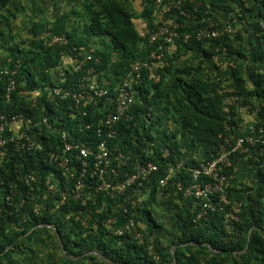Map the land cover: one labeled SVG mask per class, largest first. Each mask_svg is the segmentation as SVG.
<instances>
[{"label":"trees","instance_id":"obj_1","mask_svg":"<svg viewBox=\"0 0 264 264\" xmlns=\"http://www.w3.org/2000/svg\"><path fill=\"white\" fill-rule=\"evenodd\" d=\"M22 1L25 0H0V71L12 68L16 60L20 64L9 103L4 100L7 76L0 75V114L12 111L39 117L50 113L75 136L77 120L66 117L68 104L55 107L46 88L54 83L73 87L86 70L72 73L65 69L59 54L71 47L89 51L94 45L93 56L99 60L96 80L114 88L130 72L132 63L147 60L155 49V44L142 36L132 22L141 19L148 29L156 31L154 0H48V10L41 0V4L32 5L33 15L22 21L25 38L19 31L14 35L12 26L17 15L27 8ZM136 1L141 2L140 12L134 8ZM180 8L185 16L175 10L166 15L180 25L179 38L173 41L174 52L169 53L164 44L158 52L162 56L156 68L159 82H146L143 73V81L134 87L131 119L118 123L116 140L110 144L112 147L115 143L118 151L128 156L127 170L134 164L149 162L159 168L150 183V197L133 210L134 231L140 234V240L133 232L113 236L105 228L111 210H99L100 198L84 206L68 198L56 210L51 200L39 214L29 210L31 202L27 199L18 217L0 214V264H264V166L253 149L247 155H234L227 171L232 174L242 158L254 165L252 186L241 183L228 191L233 200L242 203L240 220L231 236L225 233L222 211L210 212L207 218L196 221L198 206L172 186L177 182L187 188L192 183L189 169L216 152L224 124L238 122L240 108L253 114L264 98V29L259 26L264 25V0H181ZM209 19H227L235 30L217 40H195L193 32ZM184 34L190 35L185 42ZM55 36L64 37L67 44L47 46L45 41ZM17 39L19 43H15ZM222 49L235 68L220 74L224 78L217 81V76L211 75L215 72L211 56ZM53 68L65 70L63 80L53 78ZM224 80L239 97L229 115L222 111L218 90ZM37 91L41 93L38 109L31 110L28 98ZM97 104L83 107L87 116L82 122L102 116V100ZM255 123L264 126V106L255 113ZM93 129L75 138L96 142L95 137L86 134ZM34 136L45 146L44 135ZM51 142L59 144V136L52 135ZM43 161L28 153L14 155L8 174L0 168V178L6 182L13 176V165L42 172ZM176 164H181L180 170L161 189L163 195L156 198L157 181ZM1 190L4 193L3 187ZM152 208L159 209L157 215ZM83 221L85 227L81 225ZM57 250L64 253L57 256Z\"/></svg>","mask_w":264,"mask_h":264},{"label":"built area","instance_id":"obj_2","mask_svg":"<svg viewBox=\"0 0 264 264\" xmlns=\"http://www.w3.org/2000/svg\"><path fill=\"white\" fill-rule=\"evenodd\" d=\"M241 1L245 2V0ZM180 3L181 0H154L153 6L156 16L160 18V25L157 26L156 31L148 29L144 31L151 44L161 42L170 45L174 39L179 38L177 29L180 25L173 19L166 18V15L171 10H175L178 15L185 16ZM245 4L244 7H246ZM262 14L264 15V9ZM259 26L264 29L262 23ZM234 30L227 19H218V21L209 19L204 25L195 29L192 37L197 41H213L222 36L232 35ZM189 38V34L182 36L184 42ZM45 42L47 46L63 47L67 44L64 37L57 36ZM162 44L151 52L150 59L132 63L130 72L125 74L114 88H111L108 83L99 84L96 80L95 66L99 64V60L94 58L93 49L86 51L71 47L66 50L69 57L63 60L64 68L69 65L66 69L72 73L82 72L85 68V76L73 87L64 88L54 83L52 87H47L46 91L55 107L64 103L68 104L66 117L77 120L75 136L65 127L60 126L57 117L51 118L50 113L39 117L12 111L0 114V168H4L3 173L8 174L9 164L14 155L26 153L37 155L45 162L42 172L21 170L13 165V176L6 182V179L0 178V190L3 187L4 192L1 193L2 190L0 192V214H15L18 217L20 212H24L27 199L31 202L29 210L33 214H39L51 200L54 204L53 210H56L68 198L81 201L82 206L87 201L94 203V200L100 198L99 210L115 209L122 219V223L117 224L116 217L111 213L110 218L104 223L105 228L113 236H121L124 231L133 232V236L140 240V234L134 231L133 210L150 197L152 193L150 183L152 177L158 174L159 168L149 162L134 164L130 170H127L128 156L119 152L115 143L112 147L110 144L116 140L118 123L131 119L130 112L135 102L134 87L143 81V73H146V82L152 84L159 82L160 76L156 73V68L162 57L158 53ZM225 55V50L222 49L221 53L211 56V62L215 68V72L211 75H216L217 81L224 78L220 74L229 68H235ZM17 70L18 64L12 70L0 71V75L7 76L8 81L4 93L5 103L10 102L15 90L14 76ZM64 77V69H60L53 75L57 81L63 80ZM228 83L224 80L220 83L218 90L222 95V111L229 115L239 97L232 88H229ZM40 94L37 91L29 95L28 103L31 110L38 109L37 98ZM100 100L103 102L99 107L102 116L91 118V121L87 123L82 122L87 116L83 107L89 104L98 105L97 102ZM263 106L264 98L250 115L255 116V113ZM239 113L242 116V113L248 112L245 108H240ZM92 128L94 131L86 134L95 137L96 142L85 141L86 139L79 141V138H75L79 133L82 134ZM34 134L45 136V146L40 139L35 138ZM52 135H58L60 138V143L56 146L51 142ZM251 149L257 156L264 158V126H257L255 122L245 123L242 118L233 125L226 123L216 152L210 156L209 160L202 161L198 166L189 169L192 183L183 189L181 183L172 182V186L182 194L184 199H191L198 206L196 221L207 218L210 212L222 211L225 233L231 236L234 225L240 220L242 203L233 200L228 194L232 186L233 173L227 171L232 166L234 155H247ZM166 154L167 151L164 155ZM180 168L181 164H176L157 181L156 198L163 195L161 189L166 188L168 181ZM41 177L44 178L43 181ZM18 195L21 197L18 198ZM85 223L83 221L81 225L85 227ZM45 227L53 229L51 225H45Z\"/></svg>","mask_w":264,"mask_h":264},{"label":"crops","instance_id":"obj_3","mask_svg":"<svg viewBox=\"0 0 264 264\" xmlns=\"http://www.w3.org/2000/svg\"><path fill=\"white\" fill-rule=\"evenodd\" d=\"M169 53L170 52H174V48L173 47H169L168 48ZM103 83V82H102ZM248 114V113H247ZM242 120L245 123H253L255 122V116H251L250 114L248 115H243L241 116ZM260 160L262 161L259 164L264 166V158L259 156ZM258 158H254V160L257 161ZM240 163H237L238 165L233 169V179H232V185H239L241 183L246 184L247 186L251 187L252 186V180H253V176H254V165L253 163H249L248 160L245 158L242 160H240ZM104 205L106 206V203H104ZM111 213L113 216L116 217V221L117 224L122 223V219L120 218V216H118V211L115 209H111Z\"/></svg>","mask_w":264,"mask_h":264},{"label":"rangeland","instance_id":"obj_4","mask_svg":"<svg viewBox=\"0 0 264 264\" xmlns=\"http://www.w3.org/2000/svg\"><path fill=\"white\" fill-rule=\"evenodd\" d=\"M22 3L23 4H27V8L24 10V12L23 13H21V14H18L17 15V17L12 21L13 22V24H12V26H13V34L15 35L16 33H18V31H19V33H20V35H21V33H22V37L23 38H25V32H24V29H23V23H22V21L23 20H26V19H28L30 16H32L33 14V7H32V5L33 4H41V0H25V1H22ZM142 7V5H141V2L140 1H136V2H134V8L137 10V11H139L140 10V8ZM43 8H45V10L47 9H50L51 8V6L49 5V3H48V0H44V7ZM66 8V7H65ZM67 9V8H66ZM61 11H64V10H61ZM49 17L50 18H52V15L50 16L49 15ZM73 24V23H72ZM75 24V23H74ZM137 28H139V26H137ZM97 37H99V36H97ZM102 38V37H101ZM100 38V39H101ZM20 40V39H19ZM19 40L17 39L16 41H15V43H19ZM98 43H99V41H98ZM99 45V44H98ZM243 115H248L247 113H242V116ZM152 210H153V212H154V214H158V212H159V209L158 208H152ZM44 251H47V250H45V249H43ZM60 252H63L62 250H57V256H58V254L60 255ZM64 253V252H63ZM57 261V260H56ZM108 262H106V264H107Z\"/></svg>","mask_w":264,"mask_h":264},{"label":"clouds","instance_id":"obj_5","mask_svg":"<svg viewBox=\"0 0 264 264\" xmlns=\"http://www.w3.org/2000/svg\"><path fill=\"white\" fill-rule=\"evenodd\" d=\"M166 3H167V2H166ZM153 9H154V7H153ZM136 11H137V10H136ZM140 11H142V7H141L140 10L137 11V12H140ZM153 17L156 19L157 26H159V25H160V23H159V22H160V18L158 19V17L156 16V14H155V10H154ZM162 20H165V19H162ZM132 22H133L134 27L137 28V26H139V28H137L138 31L141 33L142 36L146 37V34L144 33V31H145L146 29H148V28L146 27V24L144 23V21L141 20V19H134ZM148 30H150V29H148ZM150 31H152V30H150ZM174 40H175V39H174ZM160 44H162V43L158 42V43L155 44V49H154V51L157 49V47H158ZM153 45H154V44H153ZM164 45H165V44H164ZM162 46H163V44H162ZM169 47H173V48H174V46H173V42H172V44H170V45H166V49H167V50H168ZM94 48H95V46L93 45L91 49L94 50ZM152 52H153V51H152ZM150 54H151V53H150ZM59 56L61 57V63H63L64 58L69 57L67 51L64 52L62 55L59 54ZM148 59H150V58L148 57ZM135 62H137V61H135ZM158 63H159V65H160L161 60H160ZM16 64H18V69H19V67H20L19 60H16V62H15V64L13 65L12 68H4V69L12 70ZM159 65H158V66H159ZM68 66H69V65H67V66L65 67V69H66ZM9 67H11V66H9ZM56 69H57V70H56ZM59 70H60V68H53V69H51V75H52V74H57V71H59ZM17 71H18V70H17ZM159 76H160V75H159Z\"/></svg>","mask_w":264,"mask_h":264}]
</instances>
